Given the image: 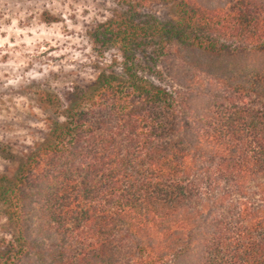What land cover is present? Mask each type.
<instances>
[{"label": "trees", "instance_id": "obj_1", "mask_svg": "<svg viewBox=\"0 0 264 264\" xmlns=\"http://www.w3.org/2000/svg\"><path fill=\"white\" fill-rule=\"evenodd\" d=\"M144 1L118 0L92 39L120 60L51 95L0 172V264H264V0Z\"/></svg>", "mask_w": 264, "mask_h": 264}, {"label": "rangeland", "instance_id": "obj_2", "mask_svg": "<svg viewBox=\"0 0 264 264\" xmlns=\"http://www.w3.org/2000/svg\"><path fill=\"white\" fill-rule=\"evenodd\" d=\"M144 2L143 18L169 19L158 0ZM120 11L118 0H0L1 173L13 172L11 154H27L45 137L51 95L65 105L75 88L120 60L118 50L103 52L92 39ZM8 232L0 219V242Z\"/></svg>", "mask_w": 264, "mask_h": 264}]
</instances>
